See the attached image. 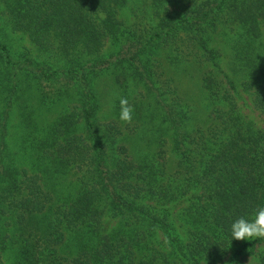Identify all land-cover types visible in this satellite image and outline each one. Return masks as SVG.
I'll list each match as a JSON object with an SVG mask.
<instances>
[{
	"label": "trees",
	"instance_id": "obj_1",
	"mask_svg": "<svg viewBox=\"0 0 264 264\" xmlns=\"http://www.w3.org/2000/svg\"><path fill=\"white\" fill-rule=\"evenodd\" d=\"M243 105L264 0H0V264H264L229 232L264 205Z\"/></svg>",
	"mask_w": 264,
	"mask_h": 264
},
{
	"label": "clouds",
	"instance_id": "obj_2",
	"mask_svg": "<svg viewBox=\"0 0 264 264\" xmlns=\"http://www.w3.org/2000/svg\"><path fill=\"white\" fill-rule=\"evenodd\" d=\"M134 109L128 104L127 99L120 98L119 119L129 122ZM229 232L233 239L264 238V205H258L250 217L240 216L229 225Z\"/></svg>",
	"mask_w": 264,
	"mask_h": 264
},
{
	"label": "rangeland",
	"instance_id": "obj_3",
	"mask_svg": "<svg viewBox=\"0 0 264 264\" xmlns=\"http://www.w3.org/2000/svg\"><path fill=\"white\" fill-rule=\"evenodd\" d=\"M131 20V19H130ZM14 40H13V44L16 45H21V46H26L29 49H33L32 44L26 39V38H21L20 34H10ZM184 87H187L189 94L192 95L197 91H194V87L192 86V81H190L189 79H186L184 84ZM192 91H194L192 93ZM242 110L243 112L248 115L251 119H253L255 121V123L264 130V114L260 113L259 111L256 110H252L250 109L248 106L243 105L242 106ZM253 261L251 259H247L246 264H252Z\"/></svg>",
	"mask_w": 264,
	"mask_h": 264
}]
</instances>
